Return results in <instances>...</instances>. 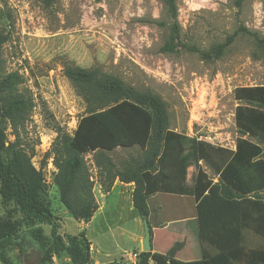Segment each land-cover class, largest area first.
I'll return each mask as SVG.
<instances>
[{
    "label": "trees",
    "instance_id": "trees-1",
    "mask_svg": "<svg viewBox=\"0 0 264 264\" xmlns=\"http://www.w3.org/2000/svg\"><path fill=\"white\" fill-rule=\"evenodd\" d=\"M172 19L178 15L177 0H159ZM240 2H238V6ZM179 26H174L178 34ZM238 35L252 37L264 53V37L239 28L210 51L187 47L204 61L220 59ZM9 36L0 32V187L6 202L15 206L17 217H0V262L14 264L8 250L19 246V255L36 246L39 264H52L67 256L71 264H89L91 243L84 232L61 234L62 218L56 216L45 198L47 186L43 169L52 158L57 169L54 184L60 202L69 214L88 223L98 210L95 180L85 155L94 154L97 181L109 193L116 180L134 183L133 205L147 218L153 237L154 195L166 206L162 218L194 217L198 226L202 259L185 262L177 258L184 244L177 242L165 254L141 252L137 264H264V85L239 87L235 99L238 132L235 150L190 138L170 129L166 103L152 92L138 91L120 78L99 70L66 68L65 76L78 89L88 105L73 136L58 132L40 169L31 166V157L20 145L35 108L31 93L17 72L3 70L2 48ZM171 42L163 52H174ZM15 138L8 139L7 130ZM250 138L257 140L253 142ZM139 147L141 158H129L121 165L108 155L117 149ZM203 162L216 180L200 168ZM195 166L192 183L187 170ZM180 204L173 202L174 198ZM173 202V205H172ZM175 205V206H174ZM174 219V220H175ZM172 221V220H169ZM50 227V234L44 226Z\"/></svg>",
    "mask_w": 264,
    "mask_h": 264
},
{
    "label": "rangeland",
    "instance_id": "rangeland-1",
    "mask_svg": "<svg viewBox=\"0 0 264 264\" xmlns=\"http://www.w3.org/2000/svg\"><path fill=\"white\" fill-rule=\"evenodd\" d=\"M177 5V18L172 19L159 0H0V32L9 36L2 48L3 70L19 73L24 80L21 89L31 93L35 102L20 137L21 147L32 155L34 170L40 169L58 132L73 136L88 114L84 97L65 76L69 67L99 70L138 91L152 92L166 103L171 130L235 150L239 136L235 111L242 103L234 92L264 85V53L247 35H238L215 61H204L186 48L210 51L240 25L264 37V0H177ZM168 42L174 44V52L162 51ZM7 134L14 142L10 128ZM108 155L117 165L143 156L139 147ZM85 158L98 182L94 154ZM199 166L216 180L205 163ZM56 172L53 159H48L43 169L45 198L54 210L63 207L53 180ZM196 172L195 166L188 168V184ZM0 217H17L1 187ZM62 219L63 232L76 234L79 222L71 215ZM92 226L94 230L95 223ZM16 244L8 250L14 264H39L36 246L21 258ZM96 247L101 263L108 261L107 256L126 260L133 251L129 245L116 248L111 238Z\"/></svg>",
    "mask_w": 264,
    "mask_h": 264
},
{
    "label": "crops",
    "instance_id": "crops-1",
    "mask_svg": "<svg viewBox=\"0 0 264 264\" xmlns=\"http://www.w3.org/2000/svg\"><path fill=\"white\" fill-rule=\"evenodd\" d=\"M188 183V180H187ZM135 189L134 183H122L116 180L112 190L109 193L104 192L101 185L96 182L94 187V194L96 201L99 205L98 210L95 212L92 219L88 222H79L77 233H64L62 230L61 221V234L78 235L84 232L87 239L91 243V259L92 264H135L137 260L131 258L133 253L140 254L142 251V240L145 237L144 231V218L138 213L133 205V192ZM180 204L181 200L176 197L172 200ZM172 202V205H173ZM163 198L154 195L150 200V206L153 210L152 230L153 237L151 240V252L165 254L175 243L181 242L184 244L183 248L177 254V258L181 261L191 262L202 259L201 243L198 237V226L194 217H184L181 219L175 218H162V212L166 206L163 205ZM175 206V205H174ZM54 214L61 218L70 216L69 212L64 207H59L54 210ZM175 219V220H174ZM172 220V221H169ZM131 226L129 227V223ZM95 223L96 228L92 229ZM133 224L137 225L135 228ZM46 233L50 234V227L45 228ZM91 232L93 235H91ZM163 237L167 238L166 243H162ZM107 238H111L115 243V247L121 245H129L133 248L129 257L120 261L116 260L115 256H107L108 261L101 263L99 255L101 252L97 249L98 244L105 243ZM100 241V242H99ZM128 242V243H127ZM52 264H71L67 256H62L54 260ZM149 264H156L150 261Z\"/></svg>",
    "mask_w": 264,
    "mask_h": 264
},
{
    "label": "water",
    "instance_id": "water-1",
    "mask_svg": "<svg viewBox=\"0 0 264 264\" xmlns=\"http://www.w3.org/2000/svg\"><path fill=\"white\" fill-rule=\"evenodd\" d=\"M144 231H145V237L142 240V249L144 252H151V231L150 226L148 224L147 218H144Z\"/></svg>",
    "mask_w": 264,
    "mask_h": 264
},
{
    "label": "built area",
    "instance_id": "built-area-1",
    "mask_svg": "<svg viewBox=\"0 0 264 264\" xmlns=\"http://www.w3.org/2000/svg\"><path fill=\"white\" fill-rule=\"evenodd\" d=\"M198 140L204 141L205 139L199 138ZM138 255H139L138 253H133L132 256H131V258H133L134 260H137L138 259ZM135 264H137V263H135Z\"/></svg>",
    "mask_w": 264,
    "mask_h": 264
}]
</instances>
